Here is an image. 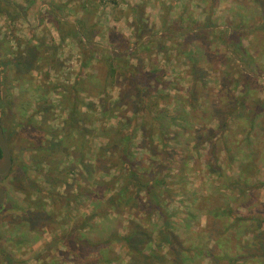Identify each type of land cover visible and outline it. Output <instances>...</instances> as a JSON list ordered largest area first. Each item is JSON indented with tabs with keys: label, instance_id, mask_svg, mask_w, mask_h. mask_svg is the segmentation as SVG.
<instances>
[{
	"label": "rangeland",
	"instance_id": "1",
	"mask_svg": "<svg viewBox=\"0 0 264 264\" xmlns=\"http://www.w3.org/2000/svg\"><path fill=\"white\" fill-rule=\"evenodd\" d=\"M89 2L92 10L78 0L63 11L60 0H0V119L13 160L0 180V264H88L92 247L82 242L119 238L134 225L154 239L141 255L157 247L152 229L162 221L155 212L143 215L144 202L143 213L111 210L110 194L94 186L115 176L108 170L117 164L100 157L106 141L97 128L125 123L142 97L134 159L163 181L158 197L170 231L202 251L196 264H264V0ZM184 3L188 20L163 33L164 18L178 22ZM83 16L87 33L77 25ZM182 30L185 37L175 36ZM103 49L128 60L137 75L117 78L96 97L93 78L101 84L106 68L95 58L86 66L85 58H100ZM78 78L86 92L75 94L81 114L74 117L65 98ZM104 102L113 111L100 118ZM69 118L84 137L70 135ZM116 242L108 257L128 263L133 252ZM158 252L172 260L166 245Z\"/></svg>",
	"mask_w": 264,
	"mask_h": 264
},
{
	"label": "trees",
	"instance_id": "2",
	"mask_svg": "<svg viewBox=\"0 0 264 264\" xmlns=\"http://www.w3.org/2000/svg\"><path fill=\"white\" fill-rule=\"evenodd\" d=\"M136 20V25H141V19ZM141 28L143 27H137V32H141ZM79 29L82 31L81 26H79ZM137 37L138 38L135 42V45L136 47L142 49L144 45L139 43V36L137 35ZM114 46H116L117 48L119 47L118 44H114ZM132 46L133 45H130L126 42V48H131ZM105 51L106 49L102 50V55L100 56V58L93 56L91 52L89 56L85 58L86 66L90 63L91 59L95 58L98 61H103V64L106 68L104 77L101 79V84L99 83V78H93L95 82L94 90L96 91L94 95L96 97L98 95L106 96L109 86H111L117 78H124L126 80V77L133 78L137 75L136 68L132 67L128 60H124L120 56L115 55L111 52L104 54ZM82 81L83 80L78 78L75 81V84L72 85L67 91V93L71 95V97L69 96L68 99L67 97L65 98L66 103H70L71 114H73L74 117H79V115L81 114L79 110L81 103L77 100V96H75V94L77 95L78 93L86 92L85 88L83 89ZM142 98L143 100H141L139 108L135 107L132 110V117L125 119V123L122 124L120 121H118L115 125H107L105 127L102 126L99 128L96 127L98 130H101V132L103 133V135H101V138L106 141L105 146L99 148L100 157L106 158V156H109V158L117 162V164L115 163L116 165H113V167L109 166L108 170H114L116 172L115 176L111 177V179L107 182H105L104 180L101 181L99 179H96L95 177V179L98 181L94 182V186L95 188L102 189V195H104L106 192L110 194L106 199V205L107 208H110L114 211L122 207L130 206L133 210L143 213L144 210L141 208L143 207L142 202H144V206L146 207V209L143 215L148 216L155 212L157 214V217H159V219L162 221V225H154L152 229V232H156L154 236L155 238H157L158 244L157 247L148 249V255H141L142 251L140 247L145 243L151 244L152 240L154 239L152 238V235L149 234L150 232L148 233L140 226L134 225L130 227L131 231L128 234L123 235L119 238L118 236H113L108 240L103 241L102 239H100L95 241L94 243L87 241L82 242V246L89 245L90 243L92 247L93 256L89 254L91 255L89 257H92V259L88 264H109L111 262L121 264L118 257H108V254H110V251L113 249L109 247V245H111L112 242L116 241V243L123 242L126 248L134 254V258H130L129 262L125 264H196L194 259L197 257L200 258L203 254L202 251H199V249L194 250V247H184L183 244L177 240L178 235L175 232L173 233L172 231H170V223L164 216L166 211H164V208L160 204L161 201L158 197L160 186L163 184V181H158L155 177H153L152 173H145L144 168L142 166H139L138 161L134 159L133 140L134 138H136V134L139 129L137 128V125L140 124L138 125V127L141 126V123H139L137 117L138 113H140L142 110L141 106H146V104H142L145 99L144 97ZM120 102H122V100L119 98V100H117L114 104L118 105V103ZM107 105L109 106L108 102L102 103L100 111L97 113L100 115V118H106L107 114L113 111V109H109ZM117 105L116 108L118 109ZM68 120H70L69 124L71 125V128L69 130L70 135L74 132L76 135L78 134L79 136L84 137L79 134V131H77V126L74 124L75 120H73V118H69ZM142 121L143 120H141L140 122ZM110 151H112V154H110ZM84 156L85 152L81 150L80 159H83ZM95 168H97V165H95ZM108 171L106 172L104 170L103 172L104 174L109 175ZM140 194H143L144 197L140 198ZM93 204L94 207L97 208V204L100 203L96 201L95 203L93 202ZM90 218L103 220L106 218V213H104V215L93 213ZM83 227L84 225L81 226V228ZM82 236L83 235H81V237ZM176 240L178 241L176 243L178 250L174 251L172 243ZM162 244L166 245L168 251L170 252V256L172 257L171 261H167L165 257L159 255L160 253L158 252V250ZM71 252H74V250L72 249ZM74 255L77 258L78 256H80V254ZM81 255H83V252H81ZM53 262L54 261L52 260L49 264H66L65 262ZM75 264H79V262H75Z\"/></svg>",
	"mask_w": 264,
	"mask_h": 264
},
{
	"label": "crops",
	"instance_id": "3",
	"mask_svg": "<svg viewBox=\"0 0 264 264\" xmlns=\"http://www.w3.org/2000/svg\"><path fill=\"white\" fill-rule=\"evenodd\" d=\"M60 1H62V4H61V8L63 9V11H72V9H74L73 8V6H75V5H77L78 4V0H60ZM63 1H65V3H63ZM86 4H89L90 5V9L92 10V7H91V2H89V0H83V6H81L83 9H84V11L86 10L87 11V5ZM185 4V3H184ZM188 4H185V6L183 7V9L181 10V13H180V15L178 16V18H177V20H178V22L177 21H170L169 19H165L164 18V22H162V23H164L165 24V26H164V28L165 29H167V30H165L164 31V29H163V33H165V34H171V33H173V32H170V29H171V27L172 26H174V27H176V26H180L181 24H182V22L181 21H183L184 23H185V21H187L188 19H185L184 18V15L182 14V12H186V6H187ZM93 6V5H92ZM72 8V9H71ZM135 9H138L139 8V6H135L134 7ZM71 9V10H70ZM75 10V9H74ZM163 10H168L169 11V8H168V5H167V7H163ZM74 12H76V11H74ZM169 13V15H171V12L169 11L168 12ZM183 18V19H182ZM136 19H139V18H136ZM135 19V21H137ZM143 24V23H142ZM77 25H79V26H81V29H82V31H84V33L86 32H88V28H89V26H90V22L88 21V19H86V17L85 16H83V18L81 17L80 19H78L77 18ZM78 26V27H79ZM132 28V27H131ZM132 29H135L134 27L132 28ZM121 35V34H120ZM63 36H65V37H72V35H71V33H70V35L69 34H67V33H65ZM124 36V35H123ZM175 36H177V37H179V38H183V37H185L186 36V30H182V31H180L179 33H177V35L175 34ZM64 38V37H63ZM79 38V37H78ZM134 38H135V40L138 38L137 37V35H136V33H134ZM175 37H173V39H174ZM81 43L80 44H82L83 46H88V45H90L91 43H90V41L89 40H85V39H83L82 37H81ZM109 44L113 47H111L110 46V48H112V49H115V47H114V43H112V42H110L109 41Z\"/></svg>",
	"mask_w": 264,
	"mask_h": 264
},
{
	"label": "water",
	"instance_id": "4",
	"mask_svg": "<svg viewBox=\"0 0 264 264\" xmlns=\"http://www.w3.org/2000/svg\"><path fill=\"white\" fill-rule=\"evenodd\" d=\"M0 110H1V68H0ZM12 156L0 121V180L7 178L12 170ZM5 201V192L0 187V207Z\"/></svg>",
	"mask_w": 264,
	"mask_h": 264
},
{
	"label": "flooded vegetation",
	"instance_id": "5",
	"mask_svg": "<svg viewBox=\"0 0 264 264\" xmlns=\"http://www.w3.org/2000/svg\"><path fill=\"white\" fill-rule=\"evenodd\" d=\"M12 162H13V160H12Z\"/></svg>",
	"mask_w": 264,
	"mask_h": 264
}]
</instances>
